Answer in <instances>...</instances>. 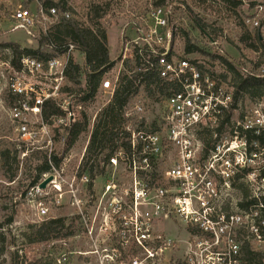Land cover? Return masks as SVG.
Returning <instances> with one entry per match:
<instances>
[{
    "label": "built area",
    "instance_id": "obj_1",
    "mask_svg": "<svg viewBox=\"0 0 264 264\" xmlns=\"http://www.w3.org/2000/svg\"><path fill=\"white\" fill-rule=\"evenodd\" d=\"M233 1L252 10L243 20L245 26L261 30V2ZM172 18L171 7H159L132 25V36L123 40L113 60L119 69L113 66L103 75L92 97L64 90L69 86L65 72L72 45L47 61L23 57L18 69L9 59L0 60L18 152L24 157L37 151L49 165L23 197L44 220L57 219L49 214L65 202L71 210L66 218L76 221L77 228L67 238L49 241L43 258L20 264H264V110L256 105L232 120L234 88L203 72L200 62L184 51L174 50L177 29ZM10 19L33 37L37 28L45 33L56 23L58 12L40 4L34 11L19 5ZM260 68L256 73L242 69V74L263 78L264 64ZM121 73H155L158 94L150 99L140 86L122 110L113 152L100 155L98 168L93 166L90 173L81 168L86 146L75 169L69 170L56 144L66 147L67 132L97 95L108 96L105 106L110 103ZM151 102L160 108L154 123L146 120ZM47 105L58 113L44 119ZM206 134L207 152L202 140ZM166 156V185L149 184L152 166ZM106 168L112 171L111 179L94 191ZM120 169L128 183L121 191L115 181ZM50 177L45 188H39ZM170 218L187 233L185 240L157 231L156 223ZM70 240H76L75 248ZM173 250L178 255L169 258Z\"/></svg>",
    "mask_w": 264,
    "mask_h": 264
},
{
    "label": "rangeland",
    "instance_id": "obj_2",
    "mask_svg": "<svg viewBox=\"0 0 264 264\" xmlns=\"http://www.w3.org/2000/svg\"><path fill=\"white\" fill-rule=\"evenodd\" d=\"M50 1L59 2L60 0ZM65 1L67 7L72 8L77 13V7L85 0ZM155 1L157 0H123L120 7L115 10L116 12L114 11L108 15L111 21L107 29V46L112 60L119 56V49L123 46V40L132 36L130 19L135 17L134 20L140 24L146 16V14L141 15V11L146 7L148 11L151 10V4ZM258 1L263 5L264 13V0ZM19 5L34 11L38 7V2L37 0H0V45L16 43L22 48L37 49L38 44L34 38L17 28L10 19L12 11ZM162 7H171L173 11L172 23L177 29L174 50L178 54H182L184 51V40L180 32L182 27L185 32L189 33L193 44L206 55L224 57L230 63L241 64L248 71L253 69V72L250 71L251 73H256L258 69H262L260 67L264 64V47L255 41L254 29L245 26L243 21L251 15V9L241 5L230 8V6L214 0H165ZM193 19H197L201 24L207 26L203 32L197 25L192 23ZM262 26L259 31L262 34L261 41L264 45V25ZM244 31L250 33L251 43L257 47V50L247 48L240 43ZM42 51L45 52L46 50L42 49ZM205 54H191L187 57L199 61L200 64L206 66L216 75L222 73L223 70L219 66V62L215 61L212 66L213 61ZM6 55H9L8 52L0 49V59H3ZM71 60L74 64L80 67L83 66V57L75 50L72 53ZM117 61H115V64ZM114 69L117 71L119 65L116 64ZM4 77L0 73V146L7 148L11 156H16L17 164L11 162L10 165L5 166L0 161V264H15V255L18 257L16 261L20 264L21 261L29 262L32 259L43 258L49 246L47 242L33 244L29 242V238L32 237L31 233L47 219H38L23 197V192L30 186L29 184L33 179L34 173H32V170L39 163L42 154L37 151H28L26 156L22 157L21 153L18 152L17 136L12 130L13 126L9 117V99ZM107 98L108 96L97 95L94 100L88 102L84 109L88 127L71 146L62 148L59 144H56V152L59 155L62 154V158L65 157L68 160L67 167L69 170L75 169L77 166L79 158L89 141L92 128L96 123V116L105 106ZM256 102L249 100L246 96L240 97L232 120L238 116L247 115L256 105L264 110V96ZM146 111L148 123H154L160 118V108L152 102L148 104ZM168 166V156L160 159L152 166L150 175H153L156 184L166 185L163 173ZM111 176L112 171L106 168L101 174V178L96 179L94 191H99L111 179ZM126 180L122 170H118L115 174V181L120 191L128 187ZM93 203L94 201L90 205H93ZM69 213H71V210L64 202V206L52 209L49 217L67 219ZM75 222L73 219H67L65 225L66 227L68 225V227L64 228L61 233L66 235V233L75 232L77 230ZM72 224L74 230L71 227ZM155 227L158 232H163L172 239L183 241L187 238V233L179 222L173 218L158 221ZM70 246L75 248L76 240L74 242L70 240ZM173 251L169 253V258L178 255L177 251Z\"/></svg>",
    "mask_w": 264,
    "mask_h": 264
},
{
    "label": "trees",
    "instance_id": "obj_3",
    "mask_svg": "<svg viewBox=\"0 0 264 264\" xmlns=\"http://www.w3.org/2000/svg\"><path fill=\"white\" fill-rule=\"evenodd\" d=\"M122 1L123 0H85L79 7H77L76 13L72 8L67 7L65 0H60L59 2L37 0L38 4L43 7H53L57 10L58 19L56 23L51 25L45 33H43L40 28L36 29L34 34V36H36H33V38L38 44L37 49L22 48L16 43L0 45V49L9 54L0 60L5 61L9 59L10 64L15 69H18L19 60L23 57H32L40 61H47L52 57L64 54L67 51L68 46L72 45L74 50L80 53L83 57V66L80 67L79 65L74 64L71 59L68 61L65 77L69 86L64 90L70 94L85 92L88 94V97H92L99 88L103 75L114 66V61H111L109 58V50L107 46V29L109 27V22L111 21V19L108 18V15L117 10ZM214 1H219L222 4L230 6V8L239 6V3L233 0ZM164 3L165 0H157L151 4V9L162 7L164 6ZM149 11L146 7L140 14L144 16ZM65 14H68V18L65 17ZM134 18L135 17L130 19L131 25L138 26L139 22L134 20ZM192 23L197 25L202 32L205 30V27H207L206 25L201 24L197 19H193ZM262 25H264V21L262 22ZM180 32L184 40L185 55L205 54L193 44L189 33L185 32L182 27ZM254 32L255 41L264 47L261 41V32L259 29H255ZM251 41L250 33L244 31L240 43L244 44L247 48L257 50V47L253 45ZM42 49H45L46 51L44 52ZM206 56H209L213 61L212 66L215 61H218L223 72L216 75L202 64H199L198 67L202 69L203 72L210 73L211 75L220 78L222 81L231 84L234 88L232 109L236 108L237 102L242 96H246L249 100L255 102L264 96V77H244L242 69L245 68L241 64L230 63L224 57L217 55ZM125 63L127 67L128 61ZM249 70L253 72V69ZM118 83L119 85L115 89L112 100L96 116V123L94 124L89 137L86 154L81 168H89L90 173L93 166L98 168V158L100 155L106 157L109 153L113 152L115 142L118 139V132H116V130L122 124V110L127 103L131 102L134 97L138 95L140 86H144L143 92L146 93L150 99L154 98L159 91L157 84L158 80L155 73H134L130 75L121 73ZM57 113V109L52 105H47L43 117L44 119H47L49 115ZM87 127V117L83 113L80 120L73 125V128L69 132H67L68 140L65 148L71 146L78 136L86 131ZM209 137L210 134H206L202 139L206 145V152L210 146ZM106 151H108V154H104ZM15 158L16 156H11V153L7 148L0 146V161L5 166L10 165L11 162L17 164ZM92 158H94V161L89 165V161ZM101 160L105 161L103 157ZM54 163L57 166L59 161L56 159ZM48 169L49 165L47 158L42 154L39 163L32 170L34 175L32 176L33 179L29 185L36 184L40 175L46 173ZM151 176V179L148 181L149 184L155 182L153 175ZM64 227V218L47 219L31 233L32 237L29 238V242L32 244L42 242L48 243L53 239H58L71 234L69 232L66 233V235H61V231ZM17 258L18 257L15 255V264H18L16 261ZM23 262L24 261H21V263Z\"/></svg>",
    "mask_w": 264,
    "mask_h": 264
},
{
    "label": "water",
    "instance_id": "obj_4",
    "mask_svg": "<svg viewBox=\"0 0 264 264\" xmlns=\"http://www.w3.org/2000/svg\"><path fill=\"white\" fill-rule=\"evenodd\" d=\"M51 180V177L39 184V188L44 189L46 184Z\"/></svg>",
    "mask_w": 264,
    "mask_h": 264
},
{
    "label": "crops",
    "instance_id": "obj_5",
    "mask_svg": "<svg viewBox=\"0 0 264 264\" xmlns=\"http://www.w3.org/2000/svg\"><path fill=\"white\" fill-rule=\"evenodd\" d=\"M54 2V1H53ZM109 58H110V55H109ZM111 61H113L111 58H110Z\"/></svg>",
    "mask_w": 264,
    "mask_h": 264
}]
</instances>
